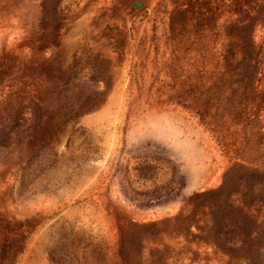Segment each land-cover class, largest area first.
<instances>
[{
    "label": "rangeland",
    "instance_id": "1",
    "mask_svg": "<svg viewBox=\"0 0 264 264\" xmlns=\"http://www.w3.org/2000/svg\"><path fill=\"white\" fill-rule=\"evenodd\" d=\"M0 264H264V0H0Z\"/></svg>",
    "mask_w": 264,
    "mask_h": 264
},
{
    "label": "trees",
    "instance_id": "2",
    "mask_svg": "<svg viewBox=\"0 0 264 264\" xmlns=\"http://www.w3.org/2000/svg\"><path fill=\"white\" fill-rule=\"evenodd\" d=\"M3 247H4V245L1 246V248H3Z\"/></svg>",
    "mask_w": 264,
    "mask_h": 264
}]
</instances>
